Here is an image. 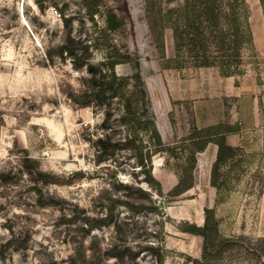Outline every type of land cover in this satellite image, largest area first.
Segmentation results:
<instances>
[{
	"label": "rangeland",
	"instance_id": "1",
	"mask_svg": "<svg viewBox=\"0 0 264 264\" xmlns=\"http://www.w3.org/2000/svg\"><path fill=\"white\" fill-rule=\"evenodd\" d=\"M79 1L0 0V264H264V0H245L252 40L243 48L242 74L232 77L215 67H163L147 16L182 0H104L128 15L113 41L138 58L150 115L162 141L175 146L153 156V166L160 162L152 174L161 195L144 180L131 151L95 161L102 114L68 96L88 76L67 56L47 58L46 50L66 36L64 16L75 17L73 35L93 34ZM164 43L170 58V28ZM101 58L93 51V62ZM116 70L129 74L135 67L125 63ZM240 92L257 100L259 120L247 123L242 99L243 121L228 122L239 129L227 134L235 155L219 166L218 189L210 183L217 149L210 142L196 153L193 187L170 197L178 165L190 155L196 111L198 117L202 107L235 113ZM197 99L205 103L196 105ZM206 206L218 234L204 252L202 236L183 227L201 226L196 216L200 212L204 221Z\"/></svg>",
	"mask_w": 264,
	"mask_h": 264
},
{
	"label": "trees",
	"instance_id": "2",
	"mask_svg": "<svg viewBox=\"0 0 264 264\" xmlns=\"http://www.w3.org/2000/svg\"><path fill=\"white\" fill-rule=\"evenodd\" d=\"M86 18L93 26V34L84 37L71 33L74 15L62 18L67 27L64 40L57 48H48L46 55L69 59L78 72L87 74L86 83L78 91L69 92L70 100L79 107L99 110L102 118L95 135L94 159L98 163L113 159L121 150L131 151L135 163L144 174L143 178L162 194L161 184L152 174L153 156L162 152H174L175 146L166 145L150 115L144 82L139 71V60L113 41L112 34L124 31L128 15L117 12L104 0H80ZM147 4L151 0H146ZM171 3L172 0H160ZM149 12V11H148ZM62 14V13H61ZM155 48L164 60L165 68H217L221 76L241 75L242 52L252 40L248 23V5L245 0H182L180 6H160L156 17L147 16ZM170 28L174 54L165 55L164 31ZM102 58L91 60L93 51ZM57 53V54H56ZM132 63L135 70L129 74L117 72L119 64ZM119 130L124 131L120 137ZM236 125L227 121L203 128H195L187 140L190 155L184 165H178L177 181L167 192L176 197L193 187L196 153L204 151L212 142L217 146L211 165L210 183L218 189L219 166L235 155V148L227 143L226 136L238 131ZM201 226L185 222L184 231L201 235L202 249L207 252L218 234L213 209L204 207Z\"/></svg>",
	"mask_w": 264,
	"mask_h": 264
},
{
	"label": "crops",
	"instance_id": "3",
	"mask_svg": "<svg viewBox=\"0 0 264 264\" xmlns=\"http://www.w3.org/2000/svg\"><path fill=\"white\" fill-rule=\"evenodd\" d=\"M224 77H232V76H224ZM236 95L238 98H236V101H235V103L237 104V105H235L236 106L235 113L232 112V109L229 110L228 113H226L225 109L221 108V110H219L216 114H213V113L209 112L207 109H204L202 107L203 114L199 115V117H198V113L196 111L197 128H203V127H207V126L212 125V124H216L219 122H225V121L231 123L233 120L236 119V117L241 118V121H243V114H242V109H241L242 99H245V102H244L245 108L248 110L247 114H249V117L247 119V123H251V122L255 121V123L257 125L258 120H259L257 110L255 109V106L257 105V100L255 98L250 99L248 96H245L244 92H240L239 94H236ZM207 97H209V96H207ZM218 99L221 100L220 97H218ZM201 101H202V105H203L205 103L204 99L203 100H199V99L195 100L196 105H198L199 102H201ZM247 123H246L245 128H247L249 126V124L247 125ZM245 128H241V130H244ZM229 136L230 135L226 136L227 142L229 141ZM228 143L230 145H233V144H231V142H228ZM159 164H160V162H154V166H153V172L154 173L157 172L156 170H157V166ZM197 222L200 224L203 222V219L201 222L199 220H197Z\"/></svg>",
	"mask_w": 264,
	"mask_h": 264
},
{
	"label": "built area",
	"instance_id": "4",
	"mask_svg": "<svg viewBox=\"0 0 264 264\" xmlns=\"http://www.w3.org/2000/svg\"><path fill=\"white\" fill-rule=\"evenodd\" d=\"M51 12H52L54 15H56V16H60V15H61V12H60L58 9H56V8H52Z\"/></svg>",
	"mask_w": 264,
	"mask_h": 264
},
{
	"label": "water",
	"instance_id": "5",
	"mask_svg": "<svg viewBox=\"0 0 264 264\" xmlns=\"http://www.w3.org/2000/svg\"><path fill=\"white\" fill-rule=\"evenodd\" d=\"M157 210H158L159 212H162V210H163L160 201L157 203Z\"/></svg>",
	"mask_w": 264,
	"mask_h": 264
},
{
	"label": "bare ground",
	"instance_id": "6",
	"mask_svg": "<svg viewBox=\"0 0 264 264\" xmlns=\"http://www.w3.org/2000/svg\"><path fill=\"white\" fill-rule=\"evenodd\" d=\"M155 161H156V160H155ZM198 213H199V216H198V217L196 216V219L199 220V221H201V220H202V217H201L202 215H201L200 212H198Z\"/></svg>",
	"mask_w": 264,
	"mask_h": 264
}]
</instances>
